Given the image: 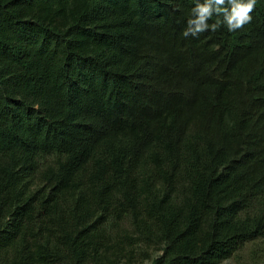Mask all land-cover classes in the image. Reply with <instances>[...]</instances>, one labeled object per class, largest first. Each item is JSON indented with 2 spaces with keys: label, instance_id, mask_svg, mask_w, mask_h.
<instances>
[{
  "label": "trees",
  "instance_id": "obj_1",
  "mask_svg": "<svg viewBox=\"0 0 264 264\" xmlns=\"http://www.w3.org/2000/svg\"><path fill=\"white\" fill-rule=\"evenodd\" d=\"M198 2L0 0V264H220L264 238V0L184 37Z\"/></svg>",
  "mask_w": 264,
  "mask_h": 264
},
{
  "label": "clouds",
  "instance_id": "obj_2",
  "mask_svg": "<svg viewBox=\"0 0 264 264\" xmlns=\"http://www.w3.org/2000/svg\"><path fill=\"white\" fill-rule=\"evenodd\" d=\"M256 0H203L191 9V16L187 21V28L183 31L184 37L197 36L211 28L216 31L221 24H225L229 32L242 28L252 20ZM222 17L209 25L213 15Z\"/></svg>",
  "mask_w": 264,
  "mask_h": 264
},
{
  "label": "rangeland",
  "instance_id": "obj_3",
  "mask_svg": "<svg viewBox=\"0 0 264 264\" xmlns=\"http://www.w3.org/2000/svg\"><path fill=\"white\" fill-rule=\"evenodd\" d=\"M159 253V251L149 252V257L140 254L134 262L124 261L120 264H152V258ZM220 264H264V238L245 244L241 250Z\"/></svg>",
  "mask_w": 264,
  "mask_h": 264
}]
</instances>
